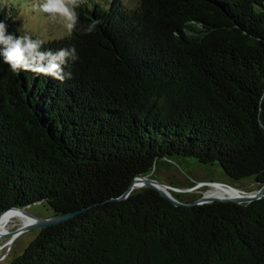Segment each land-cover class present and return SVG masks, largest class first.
<instances>
[{
    "label": "trees",
    "instance_id": "trees-1",
    "mask_svg": "<svg viewBox=\"0 0 264 264\" xmlns=\"http://www.w3.org/2000/svg\"><path fill=\"white\" fill-rule=\"evenodd\" d=\"M25 1L0 0L7 33ZM134 2L84 0L71 36L31 35L41 52L75 46L63 81L0 58V213L78 211L6 264H264V196L116 199L175 155L264 183V0Z\"/></svg>",
    "mask_w": 264,
    "mask_h": 264
},
{
    "label": "rangeland",
    "instance_id": "rangeland-1",
    "mask_svg": "<svg viewBox=\"0 0 264 264\" xmlns=\"http://www.w3.org/2000/svg\"><path fill=\"white\" fill-rule=\"evenodd\" d=\"M10 0H6V3ZM18 0H14V3ZM97 1V0H95ZM127 6L135 5V0H123ZM42 0H26L21 4L19 11V33L27 32L36 38H56L67 33L65 21L62 17L51 16L40 11L38 5ZM20 4V3H19ZM42 40H47L40 38ZM148 176L161 184L175 186L171 193L179 195L183 200H193L215 189V184L230 187L240 194H248L257 190V184L253 177H245L241 180H232L227 177L220 165L202 164L193 157L171 156L160 159L154 170L151 169ZM29 213L38 218H46L52 215L51 209L45 203H36L25 208ZM22 221H12L7 228L13 230L20 226ZM39 228L29 229L18 235L9 244V238L0 240V264H6L8 260L20 254L24 247L36 236Z\"/></svg>",
    "mask_w": 264,
    "mask_h": 264
},
{
    "label": "clouds",
    "instance_id": "clouds-1",
    "mask_svg": "<svg viewBox=\"0 0 264 264\" xmlns=\"http://www.w3.org/2000/svg\"><path fill=\"white\" fill-rule=\"evenodd\" d=\"M83 2L84 0H42L38 7L40 11L51 16L62 17L65 21L67 35L71 36L79 21L76 9ZM100 23L102 21L99 19H93L85 32L91 33ZM43 43L42 40L32 39L27 32L18 36L7 33L5 23L0 21V58L3 63L10 66L13 72L31 70L61 81L66 76L70 78L71 72L65 73L64 68L69 61L74 62L78 59L75 46L60 48L53 55L51 52L38 51Z\"/></svg>",
    "mask_w": 264,
    "mask_h": 264
},
{
    "label": "water",
    "instance_id": "water-1",
    "mask_svg": "<svg viewBox=\"0 0 264 264\" xmlns=\"http://www.w3.org/2000/svg\"><path fill=\"white\" fill-rule=\"evenodd\" d=\"M139 187H148L155 189L159 192V194L171 201L174 205H186V206H191L194 204H199V203H206V202H211L215 200H220V201H233L236 203H248L253 200H256L260 197L264 196V183L254 192L248 193V194H240L238 196H223V197H217V196H202L200 198H197L191 202H181L177 200L170 191V188L165 185L161 184L158 181L154 180L153 178L145 177V176H137L134 177L131 183L129 184L128 188L126 191L120 195L116 199H124L133 189L139 188ZM10 210H18L23 212L26 216H28L30 219H32V222L24 224L22 223L20 226L16 227L13 230H6L4 233L0 234V240H3L5 238L8 239V243L11 244L14 239L20 235L22 232L27 231L29 229H34V228H42L45 226H49L51 224L58 223L60 221L66 220L69 217L73 216L76 214L78 211L74 212H69L63 215L59 216H51V217H46V218H38L29 213L25 208H9L0 213V216H2L4 213L10 211Z\"/></svg>",
    "mask_w": 264,
    "mask_h": 264
},
{
    "label": "bare ground",
    "instance_id": "bare-ground-1",
    "mask_svg": "<svg viewBox=\"0 0 264 264\" xmlns=\"http://www.w3.org/2000/svg\"><path fill=\"white\" fill-rule=\"evenodd\" d=\"M215 187H216L215 189L208 191L206 195L217 196V197H223V196L234 197L240 195V192L230 187H223L220 184H215ZM12 221H20V222L22 221V223L27 224L32 222V219H30L21 211L10 210L4 213L2 216H0V234L4 233L6 230H9L7 226Z\"/></svg>",
    "mask_w": 264,
    "mask_h": 264
}]
</instances>
